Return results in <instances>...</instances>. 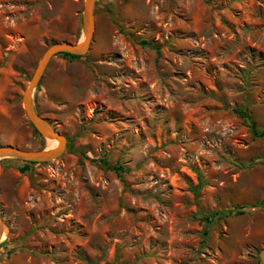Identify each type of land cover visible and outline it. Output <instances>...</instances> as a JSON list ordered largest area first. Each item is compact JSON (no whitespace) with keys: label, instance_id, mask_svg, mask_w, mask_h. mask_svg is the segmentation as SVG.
<instances>
[{"label":"rangeland","instance_id":"374dc122","mask_svg":"<svg viewBox=\"0 0 264 264\" xmlns=\"http://www.w3.org/2000/svg\"><path fill=\"white\" fill-rule=\"evenodd\" d=\"M84 2L0 0L1 145L56 143L22 98L83 41ZM34 102L67 148L0 161V264H262L264 0H96Z\"/></svg>","mask_w":264,"mask_h":264},{"label":"water","instance_id":"95a60500","mask_svg":"<svg viewBox=\"0 0 264 264\" xmlns=\"http://www.w3.org/2000/svg\"><path fill=\"white\" fill-rule=\"evenodd\" d=\"M96 0H85L83 7V41L78 43L59 42L51 45L43 53L39 60L33 75L29 81L28 86L24 90L22 104L25 113L38 133L46 139L56 142L54 147L29 150L12 145L0 144V161L1 160H20L23 162H49L60 157L67 148V137L60 134L51 122L42 117L35 107L34 92L38 87L42 76L53 57L59 53H69L74 55H84L88 52L94 33V5ZM3 222L0 218V240H1V226ZM261 263L264 264V247L260 253Z\"/></svg>","mask_w":264,"mask_h":264},{"label":"trees","instance_id":"16d2710c","mask_svg":"<svg viewBox=\"0 0 264 264\" xmlns=\"http://www.w3.org/2000/svg\"><path fill=\"white\" fill-rule=\"evenodd\" d=\"M141 44L145 45V46H150V47H154V45H152L151 43H148L146 41H143L141 42ZM59 54H64L68 57H73V58H79L80 56L79 55H74V54H69V53H59ZM241 114V116L243 117H246L248 118V115L245 111H240L239 112ZM250 124H251V132H252V135L253 137L255 138H263L264 139V130L263 129H260L255 123L254 121L252 120H249ZM34 131L36 133H38V131L34 128ZM39 134V133H38ZM43 149V148H41ZM7 160H11V159H7ZM1 161H4V160H1ZM25 167L28 168L30 164H36L35 162H25ZM117 169V168H115ZM201 187V185L198 186V188ZM263 205L264 206V200L263 201H260V202H256L255 204L251 205V206H261ZM230 214V211H221V212H217L213 215H211L210 217L209 216H206L204 217V220L206 221V223L210 224L213 222V219L212 218H216L215 215L217 216H222V218L224 217H227L228 215ZM207 226V225H206ZM208 228L206 227L205 230H204V234L207 236L208 235Z\"/></svg>","mask_w":264,"mask_h":264},{"label":"bare ground","instance_id":"6f19581e","mask_svg":"<svg viewBox=\"0 0 264 264\" xmlns=\"http://www.w3.org/2000/svg\"><path fill=\"white\" fill-rule=\"evenodd\" d=\"M54 144L52 147H54L56 145V143H52ZM1 239L4 237V231H3V225L1 226Z\"/></svg>","mask_w":264,"mask_h":264}]
</instances>
